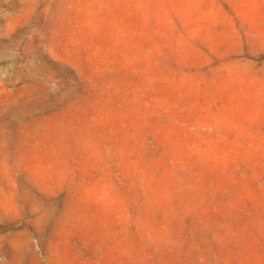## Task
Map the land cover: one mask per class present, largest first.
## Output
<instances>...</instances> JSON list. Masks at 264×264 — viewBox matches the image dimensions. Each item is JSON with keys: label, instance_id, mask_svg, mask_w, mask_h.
<instances>
[{"label": "rangeland", "instance_id": "rangeland-1", "mask_svg": "<svg viewBox=\"0 0 264 264\" xmlns=\"http://www.w3.org/2000/svg\"><path fill=\"white\" fill-rule=\"evenodd\" d=\"M0 264H264V0H0Z\"/></svg>", "mask_w": 264, "mask_h": 264}]
</instances>
